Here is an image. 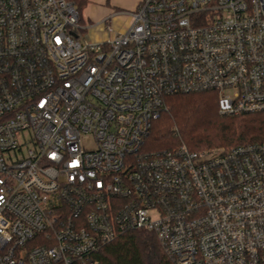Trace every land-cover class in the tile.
Returning <instances> with one entry per match:
<instances>
[{"label":"built area","instance_id":"built-area-1","mask_svg":"<svg viewBox=\"0 0 264 264\" xmlns=\"http://www.w3.org/2000/svg\"><path fill=\"white\" fill-rule=\"evenodd\" d=\"M128 15L90 41L72 1L0 0V264H94L139 230L174 264H264V142L144 144L171 95L264 112V0H140Z\"/></svg>","mask_w":264,"mask_h":264},{"label":"trees","instance_id":"trees-1","mask_svg":"<svg viewBox=\"0 0 264 264\" xmlns=\"http://www.w3.org/2000/svg\"><path fill=\"white\" fill-rule=\"evenodd\" d=\"M70 1V0H69ZM81 13L88 0H71ZM145 140L149 152L190 151L264 142V112L220 115L214 91L171 95ZM175 129V130H174ZM94 264H174L152 232L125 233L93 254Z\"/></svg>","mask_w":264,"mask_h":264},{"label":"rangeland","instance_id":"rangeland-1","mask_svg":"<svg viewBox=\"0 0 264 264\" xmlns=\"http://www.w3.org/2000/svg\"><path fill=\"white\" fill-rule=\"evenodd\" d=\"M137 1L138 0H88L87 5L81 12V23L85 26L82 37L90 41L103 39L102 22L104 19H110L111 26L115 29L130 22L131 19L128 13L135 10V3H137ZM83 147L86 149L92 148L93 141L91 139H85ZM213 149L226 148L215 147L205 150Z\"/></svg>","mask_w":264,"mask_h":264},{"label":"crops","instance_id":"crops-1","mask_svg":"<svg viewBox=\"0 0 264 264\" xmlns=\"http://www.w3.org/2000/svg\"><path fill=\"white\" fill-rule=\"evenodd\" d=\"M140 2V0L137 1V3H135V7L137 6V4ZM127 24V23H126Z\"/></svg>","mask_w":264,"mask_h":264}]
</instances>
